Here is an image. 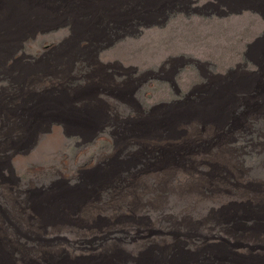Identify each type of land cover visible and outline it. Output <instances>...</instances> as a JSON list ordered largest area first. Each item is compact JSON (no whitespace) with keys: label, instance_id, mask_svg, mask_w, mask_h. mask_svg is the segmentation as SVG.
<instances>
[{"label":"rangeland","instance_id":"374dc122","mask_svg":"<svg viewBox=\"0 0 264 264\" xmlns=\"http://www.w3.org/2000/svg\"><path fill=\"white\" fill-rule=\"evenodd\" d=\"M147 1L0 0V264H264V0ZM74 200L112 221L34 222Z\"/></svg>","mask_w":264,"mask_h":264},{"label":"bare ground","instance_id":"6f19581e","mask_svg":"<svg viewBox=\"0 0 264 264\" xmlns=\"http://www.w3.org/2000/svg\"><path fill=\"white\" fill-rule=\"evenodd\" d=\"M132 1H134V0H132ZM141 1V0H140ZM144 1H147V0H144ZM150 1V0H149ZM159 1V0H158ZM197 1V0H196ZM161 2V1H160ZM162 2H164V0L162 1ZM184 6H185V4L187 5V4H189V3H192L193 2V0H184ZM147 3H148V1H147ZM133 4H135V3H133ZM145 3H143V5H144ZM163 4H165V3H163ZM168 4V3H167ZM166 4V5H167ZM182 4V3H181ZM216 4V3H215ZM141 5V4H140ZM175 5V4H174ZM218 5V7H219V4H217ZM216 5V6H217ZM137 6H139V5H137ZM149 6H151V5H149ZM155 6V5H154ZM165 6V5H164ZM134 7V6H133ZM170 7V6H169ZM173 7V6H172ZM179 7V6H178ZM217 7V8H218ZM135 8V7H134ZM148 8V7H147ZM155 8V7H154ZM163 8V7H162ZM162 8H161V11H162ZM166 8V7H165ZM168 8V7H167ZM175 8H177V7H175ZM206 8V7H205ZM216 8V7H215ZM216 8V9H217ZM220 8V7H219ZM150 9V8H149ZM179 9V8H178ZM141 10V9H140ZM146 10V9H145ZM152 10V9H151ZM157 10V9H156ZM158 10H160V9H158ZM157 10V11H158ZM176 10V9H175ZM198 10V9H197ZM143 11V10H142ZM164 11V10H163ZM162 11V12H163ZM137 12V11H136ZM158 12H160V11H158ZM161 12V13H162ZM166 12V11H165ZM139 13L141 14V12L139 11ZM146 13H147V11H146ZM145 13V14H146ZM153 13V12H152ZM219 14H220V12H218ZM154 14H156V13H154ZM163 14H165V13H163ZM168 14V13H167ZM161 15V14H160ZM158 16V15H157ZM156 16V17H157ZM168 16H169V14H168ZM148 17H151V16H148ZM161 17H165V16H161ZM166 18V17H165ZM168 18V17H167ZM157 20V19H156ZM155 21V20H154ZM154 21H152V23L154 22ZM159 21V20H158ZM154 23H158V22H154ZM89 53V52H88ZM89 55V54H88ZM84 58V57H83ZM83 60V59H82ZM84 61V60H83ZM80 62V61H79ZM78 62V63H79ZM74 63V62H73ZM52 64V63H51ZM50 64V65H51ZM63 64V63H62ZM83 64V63H82ZM88 65H89V63H88ZM109 65V64H108ZM63 66V65H62ZM69 66V65H68ZM73 66V65H72ZM80 66H81V64H80ZM66 67V66H65ZM84 67V66H83ZM87 67V66H86ZM109 67V66H108ZM55 68H58V67H55ZM74 68V67H73ZM85 68V67H84ZM88 68V67H87ZM52 69H54V68H52ZM67 69V68H66ZM70 69H72V68H70ZM76 69V68H75ZM89 69V68H88ZM51 71V70H50ZM58 71V70H57ZM61 71V70H60ZM66 71V70H65ZM71 71H74L73 69L71 70ZM76 71V70H75ZM54 72V71H53ZM55 72H56V70H55ZM79 72V71H78ZM83 72V71H82ZM86 72V71H85ZM58 73V72H57ZM45 74V73H44ZM48 74H50V73H48ZM54 74V73H53ZM62 74H63V72H62ZM47 75V74H46ZM84 75V74H83ZM74 76V75H73ZM78 76V75H77ZM58 77V76H57ZM80 77V76H79ZM82 77V76H81ZM80 77V78H81ZM71 78V77H70ZM74 78V77H73ZM60 80V79H59ZM74 80V79H73ZM70 81V80H69ZM72 81V80H71ZM70 81V82H71ZM73 82V81H72ZM77 83V82H76ZM73 84V83H72ZM21 85V84H20ZM63 85V84H62ZM66 85V84H65ZM71 85V84H70ZM26 86V85H25ZM14 87H16L15 85H14ZM18 88H20L19 86H18ZM25 88V87H24ZM28 88H30V87H28ZM178 88V87H177ZM11 89V88H10ZM15 89V88H14ZM13 89V90H14ZM18 90V98H20L19 97V91H20V89H17ZM71 90V89H70ZM177 90H179V89H177ZM9 91V90H8ZM16 91V90H15ZM29 91V90H28ZM4 92L2 91V94H3ZM22 94H23V92H22ZM7 96H9V95H7ZM11 96V95H10ZM34 96V95H33ZM24 97V96H23ZM22 97V98H23ZM3 98V97H2ZM5 99V98H4ZM12 99V98H11ZM24 99V98H23ZM29 99V98H28ZM22 100V99H21ZM10 101V100H9ZM17 100H15V102H16ZM0 102H1V100H0ZM6 102V101H5ZM19 102V101H18ZM23 102H25V101H23ZM22 102V103H23ZM2 103V102H1ZM0 103V104H1ZM12 103H14V101L12 102ZM29 103V102H28ZM10 105V104H9ZM22 105V104H21ZM20 105V106H21ZM26 105V104H25ZM20 106H19V108H20ZM7 107H8V105H7ZM22 107V106H21ZM9 108V107H8ZM18 108V107H17ZM24 108V107H23ZM3 109V108H2ZM4 110V109H3ZM9 110V109H8ZM11 110H13V109H11ZM15 111V110H14ZM6 112V111H5ZM8 113V112H7ZM11 113V112H10ZM13 113V112H12ZM6 115V114H5ZM13 115V114H12ZM120 116H123V115H120ZM119 116V117H120ZM117 117V116H116ZM125 118V117H124ZM5 119V118H4ZM9 119V118H8ZM122 119V118H121ZM11 120V119H10ZM10 120H9V123H10ZM125 120V119H124ZM129 120V119H128ZM12 122V121H11ZM120 122V121H119ZM3 124V123H2ZM8 124V123H7ZM4 125V124H3ZM11 125V124H10ZM5 128V127H4ZM8 129V128H7ZM3 130V129H2ZM4 131V130H3ZM6 131V130H5ZM3 133V132H2ZM6 133V132H5ZM1 136V135H0ZM10 137V136H9ZM1 139V138H0ZM7 139V138H6ZM10 139V138H9ZM2 140V139H1ZM3 142V141H2ZM250 142V141H249ZM6 144V143H5ZM147 157V156H146ZM145 157V158H146ZM149 157H150V155H149ZM156 157V156H155ZM129 158V157H128ZM157 158V157H156ZM126 159V158H125ZM150 159V158H149ZM152 159V158H151ZM125 170V169H124ZM103 171V170H102ZM108 171V170H107ZM133 171V170H132ZM78 172V177L77 176H75V177H77V178H75V179H73V178H70L72 181H70L69 179H66V186H65V189L67 190L68 189V191H69V193H71V196H74L75 197V200L79 197H77V195H79V194H82L83 192V194H86V193H88V188L91 190L92 188H90L89 186H95L96 185V183H101L100 182V180H102V179H99L101 176H106L105 174H101V172H98V171H95V170H78L77 171ZM112 172H113V170H112ZM120 172V171H119ZM126 172H128V171H126ZM122 173V172H121ZM130 173H132V172H130ZM107 174H108V172H107ZM124 174H125V172L123 173V176H124ZM134 174V173H133ZM136 174H138V173H136ZM76 175V174H75ZM118 176H119V174H117ZM126 175V174H125ZM2 177V176H1ZM120 177V176H119ZM128 177H130V174H129V176ZM133 177V176H132ZM5 178V177H4ZM85 178V179H84ZM135 178V177H134ZM6 179V178H5ZM42 180V179H41ZM63 180V179H62ZM128 180V179H127ZM135 179H133L132 181H134ZM61 181V180H60ZM65 181V180H64ZM104 181V180H103ZM62 182V181H61ZM83 182V184L82 185H84V183H86V184H88L89 186H88V188H86V190H81L82 192L81 193H75L76 191H77V189L79 190V189H82L80 186H82V185H80V186H78L80 183H82ZM129 182V181H128ZM39 183V182H38ZM125 183V182H124ZM46 184V183H45ZM57 184V183H56ZM102 184V183H101ZM117 184V183H116ZM52 185H55V184H52ZM62 185V184H61ZM121 185H122V182H121ZM125 185H126V183H125ZM128 185V184H127ZM51 186V185H50ZM123 186V185H122ZM59 187V186H58ZM114 187H117V186H114ZM120 187V186H119ZM124 187V186H123ZM122 187V188H123ZM126 187V186H125ZM60 188V187H59ZM58 188V189H59ZM94 188V187H93ZM111 188V187H110ZM48 189V188H47ZM52 189H53V187H52ZM65 189H64V191H65ZM96 189V188H95ZM116 189V188H115ZM121 189V188H120ZM127 189V188H126ZM17 190V189H16ZM26 190V189H25ZM37 191H38V189H36ZM41 190H42V188H41ZM124 190V189H123ZM30 191H32V193H30L29 194V197L30 198H32V199H36V198H34V195H33V193H35L36 194V192L34 191V189L33 190H30ZM52 191V190H51ZM68 191H66V193L65 194H68ZM80 191V190H79ZM59 192V191H58ZM95 192H97V191H95ZM112 192V191H111ZM126 192V191H125ZM19 193V192H18ZM21 193V192H20ZM26 193V192H25ZM49 192H47V194H48ZM57 193V192H56ZM60 193V192H59ZM99 193V192H98ZM110 193V192H109ZM54 194V193H53ZM125 194V193H124ZM39 195V194H38ZM37 195V196H38ZM63 195H64V192H63ZM102 195H104V194H102ZM113 195V194H112ZM20 196V195H19ZM49 196V195H48ZM66 196V195H65ZM84 196V198H85V195H83ZM99 196V195H98ZM44 197V196H43ZM52 197H54V195H52ZM88 197V196H87ZM93 197V196H92ZM29 198V199H30ZM50 198V197H49ZM59 198V197H58ZM71 198V197H70ZM69 198V199H70ZM96 198V197H95ZM94 198V199H95ZM42 199V198H41ZM48 199V198H47ZM62 199V198H61ZM74 199V198H73ZM93 199V200H94ZM97 199H99V198H97ZM96 199V200H97ZM22 200V199H21ZM45 200H46V198H45ZM45 200H43V201H45ZM53 200V199H52ZM58 200V199H57ZM67 200V199H66ZM73 201V202H66V201H64V202H61L60 204H62L61 206H60V208H61V210H62V214H61V217L59 216L58 218L56 217V218H48V216H47V218H42L41 220H40V218L38 217V218H36L35 220L38 222V224L39 225H41V226H47V225H54V224H60V225H71V226H84V225H88V224H94L95 222V220H96V218L97 217H105V219H106V221H108V222H110V221H112L109 217H106V216H102V214H101V210H99L100 211V213L98 214V207L100 208V206H97L96 204H94V203H90V201L88 202V201H85V202H82V203H80V201L79 202H77V201ZM100 200V199H99ZM103 200V199H102ZM105 200V199H104ZM48 201V200H47ZM51 201V200H50ZM60 201V200H59ZM58 201V202H59ZM69 201V200H68ZM20 202V201H19ZM22 202V201H21ZM34 202V201H33ZM55 202V201H54ZM92 202V201H91ZM119 202V201H118ZM29 203V202H28ZM38 203V202H37ZM41 203V202H40ZM45 203V202H44ZM43 203V204H44ZM51 203V202H50ZM53 203V202H52ZM108 203V202H107ZM112 203H114V201L112 202ZM20 204V203H19ZM118 204V203H117ZM136 204V203H135ZM27 205V204H26ZM47 205V204H46ZM57 205H58V203H57ZM107 205V204H106ZM24 206V205H23ZM37 206V205H36ZM35 206V207H36ZM41 206V205H40ZM43 206V205H42ZM41 206V207H42ZM56 206V205H55ZM59 206V205H58ZM102 206V205H101ZM115 206H117V205H115ZM114 206V207H115ZM30 207V206H29ZM28 207V208H29ZM34 207V206H33ZM49 207V206H48ZM109 207V206H108ZM136 207V206H135ZM25 208V207H24ZM23 208V209H24ZM27 208V209H28ZM96 208H97V210H96ZM111 208V207H110ZM173 208V207H172ZM47 209V208H46ZM46 209H44V210H46ZM105 209V208H104ZM109 209V208H108ZM50 210V209H49ZM57 210V209H56ZM60 210V209H59ZM27 211V210H26ZM30 211V210H29ZM28 211V212H29ZM36 211V210H35ZM107 211V210H106ZM61 212V211H60ZM59 212V213H60ZM105 212V211H104ZM12 213V212H11ZM48 213V212H47ZM55 213V212H54ZM14 214V213H13ZM126 214V213H125ZM173 214H175V213H173ZM6 215V214H5ZM8 215V214H7ZM11 215V214H10ZM15 215V214H14ZM28 215V214H27ZM32 215V214H31ZM45 215V214H44ZM54 215V214H53ZM123 215V214H122ZM23 216V215H22ZM26 216V215H25ZM58 216V215H57ZM41 217V216H40ZM119 217V216H118ZM125 217V219H131V217H130V214L128 215V217L127 216H124ZM124 217H119L118 218V220H120V219H124ZM5 218V217H4ZM3 218V219H4ZM16 217H14V219H15ZM9 219V218H8ZM160 219V218H159ZM207 219V218H206ZM10 220V219H9ZM16 220H18V221H20V220H27L26 219V217H25V219L22 217V219H16ZM117 220V219H116ZM149 220V219H148ZM154 220V219H153ZM185 220V219H184ZM183 220V221H184ZM192 220V219H191ZM208 220V219H207ZM210 220V219H209ZM12 221V220H11ZM15 221V220H14ZM30 221V220H29ZM129 221V220H128ZM141 221V219H137V218H135V222H140ZM175 221V220H174ZM186 221V220H185ZM188 221V220H187ZM212 221V220H211ZM1 222V221H0ZM4 222V221H3ZM32 222V221H31ZM154 222H156L155 220H154ZM165 222V221H164ZM171 222V221H170ZM170 222H168V223H170ZM196 222V221H195ZM197 222H199V221H197ZM209 222V221H208ZM11 223V222H10ZM9 223V224H10ZM34 223V222H33ZM153 223V222H152ZM184 223V222H183ZM191 223H192V221H191ZM194 223V222H193ZM207 223V222H206ZM237 223V222H236ZM14 224V223H13ZM18 223H16V225H17ZM27 224V223H26ZM29 224V223H28ZM156 224V223H155ZM162 224H164V223H162ZM196 224V223H195ZM204 224V223H203ZM238 224V223H237ZM237 224H236V226H237ZM22 225V224H21ZM24 226H25V224H23ZM150 225V224H149ZM159 225V224H158ZM167 225V224H166ZM192 226H193V224H191ZM170 226V225H169ZM182 226V225H181ZM187 226V225H186ZM191 226V227H192ZM199 226V225H198ZM204 226H205V224H204ZM17 227V226H16ZM19 227H20V225H19ZM23 227V226H22ZM63 227V226H62ZM68 227V226H67ZM67 227H66V229H67ZM203 227V226H202ZM201 227V228H202ZM207 227H209V226H207ZM206 227V228H207ZM65 228V227H64ZM177 228V227H176ZM182 228V227H181ZM187 228V227H186ZM185 228V229H186ZM196 228V227H195ZM194 228V229H195ZM206 228H205V230H206ZM17 229V228H16ZM20 229H21V227H20ZM20 229H18V230H20ZM66 229H64V230H66ZM152 229V228H151ZM179 229V228H178ZM177 229V230H178ZM188 229H189V227H188ZM200 229V228H199ZM210 229V228H209ZM46 230V229H45ZM176 230V231H177ZM183 230V229H182ZM232 230V229H231ZM235 230H237V229H235ZM154 231V230H153ZM207 231V230H206ZM19 232V231H18ZM22 232V231H21ZM46 232L48 233V230H46ZM160 232V231H159ZM182 232V231H181ZM184 232V231H183ZM197 232V231H196ZM23 233V232H22ZM22 233H20V234H17V235H19V237H18V244L22 247V242H21V239H19V238H21V237H23V235H22ZM187 233V232H186ZM192 233V232H191ZM191 233H189V234H191ZM195 232H193V234H194ZM237 233V232H236ZM163 234V233H162ZM188 234V233H187ZM188 234V235H189ZM26 235V234H25ZM178 235V234H177ZM194 235H196V234H194ZM13 236V235H12ZM28 236V235H27ZM61 236V235H60ZM175 236V235H174ZM181 236V235H180ZM183 236V235H182ZM187 236V235H186ZM191 236V235H190ZM62 237V236H61ZM29 239H31L32 241H37L36 243H39L40 241H43V235H41V234H36V235H34L33 237H28ZM63 238H64V240H67V241H69V242H65L64 240V244H65V246H68V247H70L72 250H77V249H74V248H78V250H84V249H93L94 248V243L95 242H97V240H94L93 238H95V236H93L92 237V239H89V240H87V241H83V243H82V245H79V242L76 240V239H72V240H68L67 239V237H64V234H63ZM182 238V237H181ZM189 238V237H188ZM191 238H193V237H191ZM223 238V237H222ZM14 239V238H13ZM28 239V240H29ZM134 239V243L136 242V238H133ZM172 239L173 238H171V241H172ZM186 239V238H185ZM10 240H12V239H10ZM26 240V239H25ZM179 240H181V239H179ZM222 240V239H221ZM224 240H225V238H224ZM15 241V240H14ZM177 241H178V239H177ZM192 241V240H191ZM190 241V242H191ZM27 242V241H26ZM25 242V243H26ZM175 242V241H174ZM179 242V241H178ZM190 242H184L185 243V246L187 247V250H188V252L191 250V248H188L189 247V243ZM218 242V241H217ZM220 242V241H219ZM223 242V241H222ZM221 242V244H223ZM226 242V241H225ZM17 243V242H16ZM132 243V242H131ZM133 243V244H134ZM170 243V242H169ZM131 245V246H133L134 247V249H131L130 251H128L129 253H128V256H129V260L127 261V259L125 260V262L126 263H129V264H132L133 262H137L139 259H140V257H141V255H144V253H143V251H141V250H139V251H136V247L134 246V245ZM214 244H216V243H214ZM213 244V246H215ZM218 244V243H217ZM227 244V243H226ZM229 244V243H228ZM232 244V243H231ZM13 245V244H12ZM168 245V244H167ZM173 245V244H172ZM181 245V244H180ZM15 246V245H14ZM25 246V245H24ZM29 246V245H28ZM39 247L41 246V244L40 245H38ZM73 248H72V247ZM170 246V245H169ZM168 246V247H169ZM210 246V245H209ZM217 246V245H216ZM223 246V245H222ZM225 246V245H224ZM223 246V247H224ZM202 247V246H201ZM212 247V246H211ZM218 248H219V246H217ZM222 247V248H223ZM28 248V247H27ZM33 248V247H32ZM31 248V249H32ZM67 248V247H66ZM180 248V247H179ZM183 248V247H182ZM185 248V247H184ZM205 248H207L206 247V245H205ZM218 248H217V252L219 251L218 250ZM181 249V248H180ZM179 249V250H180ZM199 249H201L200 247H199ZM198 249V250H199ZM174 250V249H173ZM225 250V249H224ZM200 251V250H199ZM216 251V250H215ZM76 252V251H75ZM171 252V251H170ZM186 252V251H185ZM193 251H191L190 253H192ZM204 252V251H203ZM210 252H211V250H210ZM227 252V251H226ZM236 252V251H235ZM194 253V252H193ZM196 253V252H195ZM198 253V252H197ZM196 253V254H197ZM212 253V252H211ZM215 253V255H216V252H214ZM228 253V252H227ZM156 256H159V257H162V256H166L167 255V253L165 252V250L163 251V250H159V252H156V253H154ZM174 254V253H173ZM179 254H180V252H179ZM195 254V255H196ZM218 254H219V252H218ZM222 254H223V252H222ZM222 254H221V256H222ZM229 254V253H228ZM234 254V253H233ZM176 255V254H175ZM187 255V254H186ZM205 255H206V253H205ZM211 255V254H210ZM224 255H225V251H224ZM71 256V254H69V253H67L65 256H64V258H67V257H70ZM185 256V255H184ZM183 256V257H184ZM188 256V255H187ZM190 256V255H189ZM193 255H191V257H192ZM197 256V255H196ZM204 256V255H203ZM230 256V255H229ZM72 257L73 258H77V257H80V254H78V253H75V254H73L72 255ZM186 257V256H185ZM190 257V258H191ZM223 257V256H222ZM225 257V256H224ZM223 257V258H224ZM232 257V256H231ZM181 258V257H180ZM196 258V257H195ZM217 258V257H216ZM197 260V259H196ZM193 261V260H192ZM199 261V260H198ZM113 262H115V260H113ZM140 263V261L137 263V264H139ZM160 263V261H158V264ZM53 264H55V263H53ZM193 264V263H192ZM197 264H198V262H197Z\"/></svg>","mask_w":264,"mask_h":264},{"label":"clouds","instance_id":"9594fccd","mask_svg":"<svg viewBox=\"0 0 264 264\" xmlns=\"http://www.w3.org/2000/svg\"><path fill=\"white\" fill-rule=\"evenodd\" d=\"M38 7H39V9H37V8H35V11L34 12H40L41 11V9H42V6L41 5H38ZM127 24V23H126ZM24 25H25V23H24ZM97 61H98V63L100 64V63H102L100 60H99V58L97 59ZM102 64H104V66H102L101 64H100V66L101 67H106L108 64H105V63H102ZM40 205H41V203H39ZM34 217V216H33ZM35 218V217H34ZM36 218H38V217H36ZM35 218V219H36ZM42 218H46V216L45 217H41L40 218V220L42 219ZM18 219H20V218H18ZM34 219V220H35ZM34 222H36V224H37V226H41V225H39L38 224V222L35 220ZM20 224H22V223H18V225H20ZM47 226H51V225H47ZM18 231H20V230H18ZM22 233V232H21ZM18 234H20V233H18ZM36 234H41V235H46V234H49V232L47 233L46 232V234H45V232L44 233H38V232H36L34 235H36ZM47 236V235H46ZM18 237H19V235H16V240H17V242H18ZM42 249V248H41Z\"/></svg>","mask_w":264,"mask_h":264}]
</instances>
